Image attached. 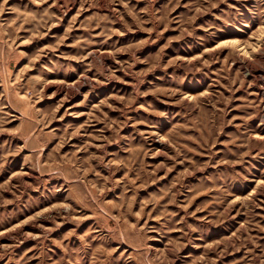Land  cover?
<instances>
[{
  "label": "rangeland",
  "instance_id": "rangeland-1",
  "mask_svg": "<svg viewBox=\"0 0 264 264\" xmlns=\"http://www.w3.org/2000/svg\"><path fill=\"white\" fill-rule=\"evenodd\" d=\"M0 264H264V0H0Z\"/></svg>",
  "mask_w": 264,
  "mask_h": 264
}]
</instances>
